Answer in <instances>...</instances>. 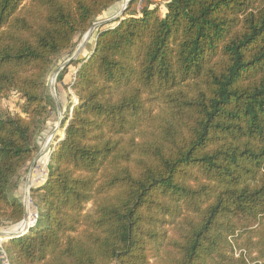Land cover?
Listing matches in <instances>:
<instances>
[{
  "label": "trees",
  "instance_id": "trees-1",
  "mask_svg": "<svg viewBox=\"0 0 264 264\" xmlns=\"http://www.w3.org/2000/svg\"><path fill=\"white\" fill-rule=\"evenodd\" d=\"M119 1L0 0V224L24 219L56 61ZM149 3L75 60L37 226L2 243L10 264H264V0Z\"/></svg>",
  "mask_w": 264,
  "mask_h": 264
},
{
  "label": "rangeland",
  "instance_id": "rangeland-1",
  "mask_svg": "<svg viewBox=\"0 0 264 264\" xmlns=\"http://www.w3.org/2000/svg\"><path fill=\"white\" fill-rule=\"evenodd\" d=\"M125 0H123L124 3ZM134 11H136V7L132 6ZM104 16L98 17L95 21L96 23L104 20ZM118 19V18H116ZM101 25H97L94 30L92 31L90 37L88 38L85 46L82 48L80 53L76 55V59L78 60L89 53L91 48L93 47L97 30ZM107 26V25H106ZM86 37V33L82 36L76 37V45L72 53L67 56L63 55L62 57L58 58L56 61L49 77L47 80V93L55 102V109L52 110V117L50 119V126L47 133L42 137L40 142V149L37 152L34 160L31 164L27 167L26 171L23 174L22 183H21V191L18 193V197L24 203L28 196L31 197V189L30 186H36L37 184L43 183L42 180L46 177V168L49 163V154L50 147L53 143L57 141L59 137L63 136V116L65 113L70 109V104L75 100L73 92L70 88V82L73 81L75 70L79 66L76 64V61L71 63L68 67V72L64 76L63 79H60V72L61 65L67 60L68 58L75 55L78 51L79 47L83 44ZM22 100L20 99L19 95L15 92L10 93L4 100L3 106L10 112H21L20 105ZM29 190V191H28ZM28 191V196H27ZM27 196V197H26ZM30 220L28 221L29 224ZM19 224L16 225H8V224H0V231H9L10 229L19 230ZM27 226V224H26ZM24 231V230H23ZM1 238V237H0ZM3 238V237H2Z\"/></svg>",
  "mask_w": 264,
  "mask_h": 264
},
{
  "label": "built area",
  "instance_id": "built-area-1",
  "mask_svg": "<svg viewBox=\"0 0 264 264\" xmlns=\"http://www.w3.org/2000/svg\"><path fill=\"white\" fill-rule=\"evenodd\" d=\"M136 7V11L135 13L133 12V14H141L142 10H143V6H144V0H125L122 6V9L120 10V12L117 14V18H121L124 16V13L129 12L131 7L134 6ZM32 188V186L29 187V189ZM29 191V190H28ZM27 191V196L29 195ZM26 196V197H27ZM32 199L30 196H28V198L26 199V201L24 202L26 211H27V218L28 221L30 220L29 224L25 227L24 231H21V235L27 234L32 228H35L37 226V222H38V212L32 209ZM27 220V219H26ZM2 240H0V251L3 254V264H10L8 261V258L5 254L4 248L2 246Z\"/></svg>",
  "mask_w": 264,
  "mask_h": 264
},
{
  "label": "crops",
  "instance_id": "crops-1",
  "mask_svg": "<svg viewBox=\"0 0 264 264\" xmlns=\"http://www.w3.org/2000/svg\"><path fill=\"white\" fill-rule=\"evenodd\" d=\"M149 2H150L149 3L150 6H154L156 4H159L160 7H161L162 12H165V4H166L167 0H149ZM144 4L146 5V0H144ZM122 6H123V0H121V1H119L117 3H115L114 5H112L106 12H104L102 14V16H104V18H105L104 20L111 19L110 22L117 20L116 19L117 17L115 18V16L120 12V10L122 9ZM134 6H135V4H134ZM129 12H130V14H132L133 12L135 13V11L133 10V8H131ZM129 12L124 13V16L123 17L129 15ZM114 24L115 23L112 22L108 26H113ZM44 180L45 179H43V181ZM41 184L42 183L37 184V186L38 185H41ZM0 240H1V238H0ZM0 264H3V262H1V260H0Z\"/></svg>",
  "mask_w": 264,
  "mask_h": 264
},
{
  "label": "water",
  "instance_id": "water-1",
  "mask_svg": "<svg viewBox=\"0 0 264 264\" xmlns=\"http://www.w3.org/2000/svg\"><path fill=\"white\" fill-rule=\"evenodd\" d=\"M129 1H132V0H129ZM117 17V15L115 16V18ZM111 19H107V20H102L98 23H94L93 26L86 32V37H85V40L83 42V44L79 47L78 51L75 53L74 56L68 58L67 60H65V62L61 65V68H59V70H62L64 67H66L67 65H69L70 63H73L76 59V55H78V53H80V51L82 50V48L85 46V43L87 42L88 38L90 37L92 31L94 30V28L97 26V25H101V24H106L108 22H110ZM64 136V134H63ZM62 136V137H63ZM26 209V208H25ZM27 219V211L25 210V216H24V219L22 221H25ZM21 221V222H22ZM21 233H16V234H11V235H8L7 232L5 231H0V237H1V240L2 242H5L7 240H9L10 238H13V237H17V236H20ZM3 237V238H2Z\"/></svg>",
  "mask_w": 264,
  "mask_h": 264
},
{
  "label": "bare ground",
  "instance_id": "bare-ground-1",
  "mask_svg": "<svg viewBox=\"0 0 264 264\" xmlns=\"http://www.w3.org/2000/svg\"><path fill=\"white\" fill-rule=\"evenodd\" d=\"M26 224L28 225V218L27 220L20 222L19 227H18L19 230L10 229L9 231H5V232H7L8 235L19 233L25 229Z\"/></svg>",
  "mask_w": 264,
  "mask_h": 264
}]
</instances>
